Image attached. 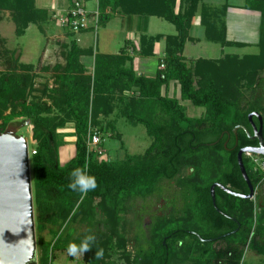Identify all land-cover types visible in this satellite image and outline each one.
I'll return each instance as SVG.
<instances>
[{
  "label": "trees",
  "instance_id": "trees-1",
  "mask_svg": "<svg viewBox=\"0 0 264 264\" xmlns=\"http://www.w3.org/2000/svg\"><path fill=\"white\" fill-rule=\"evenodd\" d=\"M95 1L98 25L105 26L120 13L125 19H162L177 35L165 37L164 69L149 78L136 73L134 61L154 57V45L163 36H141L138 50L132 47L135 55L130 54L129 42L118 54L103 55L81 48L66 28L70 43L62 47L65 62L42 68V73H52L53 87L43 85L40 98L35 94L33 67L19 63L0 36V62L5 68L0 72V132L15 120L29 121L35 146L30 165L38 264H53L57 253L67 252L69 243L79 245L88 235L104 238L83 253L87 264H241L246 250L264 257V198L258 207L220 188H215V203L211 195L215 184L234 194H250L237 156L254 146L247 131L251 132L248 116L255 109L247 93L264 71V0L243 4L244 10L261 17L258 54L196 60L191 66L183 54L198 13L206 42L223 49L245 47L227 41L226 5L218 8L202 0H182L176 13L177 0ZM0 13H9L19 38L31 25L41 29L52 19L48 10L36 7V0H0ZM82 58L93 59L91 70ZM170 84L178 86L179 98L169 96ZM183 102L203 109V116L188 117ZM120 120L145 128L151 145L144 154L127 153L117 130ZM68 124L74 125L75 155L62 165L57 131ZM237 127L241 129L235 134ZM92 131L114 138L123 154L115 161L100 160L88 148ZM243 164L256 192L264 183V171L245 155ZM77 168L95 177V190L82 194L69 189L71 172ZM186 170L191 173L182 176ZM165 183L179 188L173 214L153 218L145 231L146 212L144 208L134 211V204L162 199ZM131 213L134 254L127 250L130 222L126 216ZM75 224L87 226L88 234L66 233ZM99 228L108 232L103 234ZM46 231L50 241L41 236ZM101 249L103 255L97 258Z\"/></svg>",
  "mask_w": 264,
  "mask_h": 264
},
{
  "label": "rangeland",
  "instance_id": "rangeland-1",
  "mask_svg": "<svg viewBox=\"0 0 264 264\" xmlns=\"http://www.w3.org/2000/svg\"><path fill=\"white\" fill-rule=\"evenodd\" d=\"M242 1L244 2V0ZM72 3L73 0L70 4L71 6ZM83 4L87 13L97 10V2L95 0L83 2ZM38 6H43V8H46V10H48L52 15V19L45 25H43L41 29L38 26L31 25L26 31L25 35L19 38L15 34L16 27L15 24L11 21L9 13H0V36L6 40V48L9 51L15 53V58L19 60V63L23 65H31L33 67V73L36 75L35 84L36 88L38 89L37 93L35 94L38 98H40L42 95L41 87H43V85L47 84L48 86L53 87L52 73H42V68L49 67L50 69H52L56 65L64 64L65 61L62 54L64 50L62 47L63 45H69L70 37L67 35V27H64L60 23V16H58L57 11H55L54 9L53 0H40ZM122 22L123 20L121 18L111 16L110 20L105 26L97 25L96 27L94 25L96 30L95 28L92 30L88 29L84 34H75V36L80 35L79 38L82 42V44L81 42L80 44L82 46L93 48L95 53L103 55L116 54L123 47L124 39L126 37V33H122V30H124ZM88 26H90V24ZM152 26L154 27L151 28V33L153 35L158 34V32L162 34H172L174 33L175 29L166 21L158 19H152ZM256 38L258 37L256 36L255 39ZM258 53V45H246L244 48L229 47L223 49L219 45L204 42L202 40L201 42H199V44H189L186 50L185 57L186 64L188 66H191L196 60L200 58L203 60L211 61L220 59L225 55L235 54L239 57H243L245 55H256ZM130 54L135 55L133 54V48L130 49ZM4 69L5 68L3 64L0 62V72H2ZM182 104L186 108L187 116L190 118H199V116L201 115L200 113L204 114L203 109L195 108L189 102H183ZM117 130L122 135L125 149L129 155H142L151 145V139L147 136L145 128L141 125L134 127L130 126L124 120H120L117 123ZM5 132H10L17 137H25L28 141L31 158V155L34 154L35 146L31 143L30 122L21 119L15 120L8 125ZM75 140V130L73 124H68L65 128L57 131V141L60 146L59 160L62 165L74 157ZM98 152L102 153L100 155L98 154L100 160L106 161H115L123 154L119 150V143L114 140V138H110L109 135H102V144L100 145ZM257 159L261 161V163H264L262 157L257 156ZM190 173V170H186L182 176H187ZM163 186L165 187V193L162 199L154 198L146 202L137 201L134 204V211H140L144 208V212H146L143 218L145 231H147V228L152 225L153 218L167 219L170 218L173 214V200L176 197L179 188L175 183H165ZM263 198L264 183L257 189L252 201L256 202L257 206L259 207V203L262 202ZM178 203H180V201H178ZM126 219L128 222H130L133 219V213L126 216ZM131 222L128 223V225L126 224V234L129 238L127 250L134 254L135 241L133 233L135 230L133 227L129 226ZM87 229L88 228L85 225L80 226L75 224L73 226H70V228L67 229L66 233H72L73 235H75L74 237L80 235L83 236L88 234ZM99 230L102 233L104 232L103 234H106L105 232H108L103 228H99ZM92 233L94 234V232H91L89 234ZM41 236L46 241L51 240V235H49L48 231L44 232ZM94 237L96 238V236ZM103 238L104 237H99L95 240L101 241L103 240ZM55 257L56 260L53 262V264H87L83 260V254L80 253H77L76 256H70L67 252H59ZM38 262L39 255L37 254L36 264H38ZM241 264H264V257L258 256L255 253L246 250Z\"/></svg>",
  "mask_w": 264,
  "mask_h": 264
},
{
  "label": "water",
  "instance_id": "water-1",
  "mask_svg": "<svg viewBox=\"0 0 264 264\" xmlns=\"http://www.w3.org/2000/svg\"><path fill=\"white\" fill-rule=\"evenodd\" d=\"M252 123V116H249ZM261 122V119H259ZM241 127L234 130L236 134ZM259 147L239 151L238 166L242 177L249 187L250 194H234L215 184L211 195L215 203V188L244 200L255 196L253 187L243 164V156L250 153L264 158L262 129L254 127ZM37 238L30 165V152L25 137H17L10 132H0V264H36Z\"/></svg>",
  "mask_w": 264,
  "mask_h": 264
},
{
  "label": "crops",
  "instance_id": "crops-1",
  "mask_svg": "<svg viewBox=\"0 0 264 264\" xmlns=\"http://www.w3.org/2000/svg\"><path fill=\"white\" fill-rule=\"evenodd\" d=\"M39 1L36 0V7L38 9L46 10V8H43V6L41 7L38 6ZM181 1L182 0H177L176 13H178L179 9H181L180 8ZM71 2L72 0L71 1L70 0H53V6H54L55 11H57L58 16L61 17L66 12H68V10L71 8V5H70ZM202 3L208 6H212V7H219V6H224V5L227 6L228 9L226 13L225 22H226V27H227V41L228 42L240 43L245 46L246 45L247 46L258 45L259 43L258 33H259V28H260V23H261V17L257 13L244 10L243 9L244 2L242 0L241 1L240 0H230V1L229 0H202ZM88 13H89L90 26H88L85 32H87L88 29L89 30L94 29L95 28L94 25L96 26L94 17L96 13H99L98 6H97V10L93 12L91 11ZM115 17H119L123 20L122 23H123L124 30H122V33H126V37L124 39V45L129 42V46H130L129 51L130 49H132V47L137 48L136 50H138V45H139L138 42L141 36H147V37L163 36L164 37L162 41H159L158 43L154 45V57L152 58L138 57L134 61V69L138 75H144L145 77L155 78L157 72H159L161 69L160 64H162L161 61L164 58L165 37L176 36L177 31L174 29V33L172 34H162L158 32V34L153 35L151 33V28H154L152 26V19L154 20L158 18L135 17L133 19H125L122 17L120 13L115 14ZM158 20H162V19H158ZM80 35L75 36L77 38V41L80 47L83 49H90L91 47L89 48V47L81 45L82 42L79 38ZM256 36L258 38L255 39ZM189 38L190 40L186 43L184 54H183L185 59H186L185 57L186 50L189 44H192V45L199 44V42H201L202 40L206 42L204 40V28L201 26V20H200L199 13L196 15V17L192 21V26L189 31ZM248 44H251V45H248ZM116 54H105V55H116ZM198 60H203V59L200 58ZM81 62L84 66L87 67V69L91 70L93 68L94 62L92 58H82ZM167 91L170 97L176 96L177 98H179V88L176 84H170L168 86ZM200 114L201 115L199 117L203 116V113H200ZM67 162H65L63 165H65Z\"/></svg>",
  "mask_w": 264,
  "mask_h": 264
},
{
  "label": "built area",
  "instance_id": "built-area-1",
  "mask_svg": "<svg viewBox=\"0 0 264 264\" xmlns=\"http://www.w3.org/2000/svg\"><path fill=\"white\" fill-rule=\"evenodd\" d=\"M94 19L97 27L98 13H96ZM60 23L64 27L69 28L74 34H80L82 30L87 29L89 25V13H87L85 10L83 2L79 0H73L71 9L67 12V16L62 15L60 17ZM161 69H164V65H161ZM101 144L102 136L96 131L90 132L88 141L89 150L100 155L102 153L98 152V149ZM245 156L247 158L254 159V163L258 165L262 171H264V163H261V161L257 159V156L250 153H246Z\"/></svg>",
  "mask_w": 264,
  "mask_h": 264
},
{
  "label": "clouds",
  "instance_id": "clouds-1",
  "mask_svg": "<svg viewBox=\"0 0 264 264\" xmlns=\"http://www.w3.org/2000/svg\"><path fill=\"white\" fill-rule=\"evenodd\" d=\"M72 182L68 185L72 191H78L82 194L95 190L97 187L96 179L94 176L88 175L85 170L77 168L71 172ZM95 241L93 235H88L80 242L79 245L75 243H69L66 251L70 256H76L77 253L83 254L90 250V246ZM103 255V250L96 252L97 258Z\"/></svg>",
  "mask_w": 264,
  "mask_h": 264
},
{
  "label": "flooded vegetation",
  "instance_id": "flooded-vegetation-1",
  "mask_svg": "<svg viewBox=\"0 0 264 264\" xmlns=\"http://www.w3.org/2000/svg\"><path fill=\"white\" fill-rule=\"evenodd\" d=\"M252 87H254V89L248 92V103L250 107L254 108L255 110H253V112L249 115L252 116V123H250L248 116L251 132L247 131V136L254 145L249 148L257 149L259 147V142L257 139H253L255 136L254 127L257 130H260V128L262 129L264 142V71L260 76L257 77L256 83ZM259 119H261V122Z\"/></svg>",
  "mask_w": 264,
  "mask_h": 264
}]
</instances>
